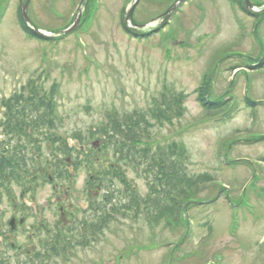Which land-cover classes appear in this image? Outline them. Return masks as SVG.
Listing matches in <instances>:
<instances>
[{
    "label": "rangeland",
    "instance_id": "obj_1",
    "mask_svg": "<svg viewBox=\"0 0 264 264\" xmlns=\"http://www.w3.org/2000/svg\"><path fill=\"white\" fill-rule=\"evenodd\" d=\"M81 1L32 0L29 16L39 29L59 32L75 20ZM95 1L99 7L88 28L91 0L82 5L76 33L46 42L22 30L21 0H0V104L34 91L57 106L60 136L79 133L90 145L89 132L100 129L106 116L148 115L152 126L143 129L142 145H179L188 175L208 173L215 182L201 189L199 204L186 210L190 223L185 212L180 228L162 224L152 230L144 216L117 217L96 242L53 256L50 264H264V68L247 69L264 59V18L228 0H189L163 32L141 40L122 27L132 0ZM175 1L142 0L135 21L158 26L162 20H153ZM251 1L264 7V0ZM235 66L243 72L233 76ZM207 83L209 100H231L226 114L205 111L199 91ZM174 99L181 105L164 119L149 117ZM247 100L257 103L255 112ZM1 128L0 121L3 135ZM114 153V147L102 153L108 166ZM123 170L144 198V174ZM113 189L124 185L118 179ZM49 195L41 191L40 201Z\"/></svg>",
    "mask_w": 264,
    "mask_h": 264
},
{
    "label": "flooded vegetation",
    "instance_id": "obj_2",
    "mask_svg": "<svg viewBox=\"0 0 264 264\" xmlns=\"http://www.w3.org/2000/svg\"><path fill=\"white\" fill-rule=\"evenodd\" d=\"M11 105L0 137V264H37L108 216V139L64 138L52 117L17 124ZM45 189L50 195L41 202Z\"/></svg>",
    "mask_w": 264,
    "mask_h": 264
},
{
    "label": "trees",
    "instance_id": "obj_3",
    "mask_svg": "<svg viewBox=\"0 0 264 264\" xmlns=\"http://www.w3.org/2000/svg\"><path fill=\"white\" fill-rule=\"evenodd\" d=\"M91 1L89 13L94 10L95 5V0ZM229 1L232 4L237 3L242 7V0ZM19 22L22 29L28 35L33 36L22 22L20 15ZM84 24L86 25V23ZM262 68H264L263 61L260 62L257 67L249 69L256 71ZM238 69H241V66H235L234 68H231L230 71L233 73ZM207 84L205 85L206 88H203V93L200 97L202 98L205 111L210 116L227 113L231 108L228 106L231 101L221 100L219 98L216 101L209 102L207 100ZM33 92L32 94H36ZM20 97L16 99L23 101H26L27 99L23 96ZM35 97L36 99L33 98V100L38 99L39 101L44 102L43 98L39 95ZM165 104L166 105L164 106H166V108L164 110L161 109L163 111H160V119H164L163 115L168 114L175 104L177 107L180 106L181 102L180 99H174L172 101H166ZM246 104L252 109V112H255L253 109H255L257 103L247 100ZM164 106H161V108H164ZM18 108L20 111H24L26 112L25 114H28V112L32 111L33 107L31 105H21L18 106ZM44 110L46 109H43V112L39 114V117L46 118ZM144 122L146 123L147 120L137 114L131 117H121L117 114L108 115V122L101 131L103 134L108 133L112 145L116 148V154H120L122 161H125L127 165L132 167L140 168L144 166L143 171L147 176L146 179L148 181L151 179L150 193L141 200V203L134 198L132 191L119 192L118 194L120 195L115 194L114 200L110 199L111 201H109L114 204L111 209H108V216L106 215V212H103V215L99 218V222L94 224L93 229L87 231L81 239V243L78 245L88 243V237H91V241L96 242L97 238L100 235H103L106 226L109 228L114 219H118L117 217L138 219L141 214H143L147 224H149V227L152 230L162 224H165L166 227L175 224V227L180 228V221L184 213L188 207L190 208V206H192L191 201L197 200L201 193V189L215 182L213 176L208 173L196 177L189 176L185 166L187 161L186 153L179 148V145H175V143L169 146L157 147L155 151L150 147L141 148L140 143H142V141L140 132ZM111 182L112 180L108 178V189L112 186ZM75 248V245L69 243L68 246L63 247L62 251L57 252L55 255L57 257L68 255L74 251ZM50 259L51 258L48 257L40 260L39 264H49L51 261Z\"/></svg>",
    "mask_w": 264,
    "mask_h": 264
},
{
    "label": "water",
    "instance_id": "obj_4",
    "mask_svg": "<svg viewBox=\"0 0 264 264\" xmlns=\"http://www.w3.org/2000/svg\"><path fill=\"white\" fill-rule=\"evenodd\" d=\"M186 0H178L170 9L169 11L163 15L161 18H165L163 21V24H161L159 26V28L150 31V32H146L145 30L148 29V26L146 25H137L134 21V14L136 12L137 7L139 6L141 0H133L128 11L126 12L125 16H124V26L126 28V30H128L130 33H132L133 35H137V36H147L150 35L152 33H154L155 31L159 30L161 27H163V25L172 17V15L174 14V12L177 10V8ZM31 0H28L26 3L23 2L22 0V18L25 22V24L27 25V27L32 31L33 34H35L36 36L45 39V40H58V39H62L65 38L71 34H73L74 32H76L79 29V22L81 19V8L83 3L85 2V0H82L81 6L79 8V14L77 19L75 20L73 26H71L70 28H68L67 30H64L60 33L57 34H48V33H44L38 29H36L34 26H32V23L28 17V13H27V8L30 4ZM245 6H246V10L247 12H249L250 14H253L255 16H263L264 15V10H258L256 9L251 3L250 0H244ZM87 8V6L85 7V9Z\"/></svg>",
    "mask_w": 264,
    "mask_h": 264
}]
</instances>
